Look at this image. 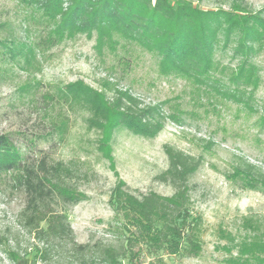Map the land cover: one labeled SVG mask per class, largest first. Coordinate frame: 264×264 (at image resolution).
Segmentation results:
<instances>
[{
  "label": "rangeland",
  "instance_id": "1",
  "mask_svg": "<svg viewBox=\"0 0 264 264\" xmlns=\"http://www.w3.org/2000/svg\"><path fill=\"white\" fill-rule=\"evenodd\" d=\"M188 1L231 12L243 7L264 18V0ZM60 20L34 4L0 0V133H9L24 152L47 153L82 173L85 199L68 211L80 243L120 237V218L111 204L119 181L137 195L174 193L160 178L169 167L166 144L200 158L191 200L203 219L201 253L153 254L146 245H135L120 260L231 264L247 235L243 218L252 216L264 228V184L249 188L233 174L242 159L264 172V35L247 54L237 50L239 26L228 39L219 32L212 67L198 80L165 70L159 51L116 30L60 32ZM75 81L107 98L129 90L143 105L158 104L164 127L154 137L117 127L107 156L101 149L105 132L89 122L90 105L83 94L69 91ZM24 205L25 194L12 186L10 174L0 173V264H45L35 262L34 239L18 223Z\"/></svg>",
  "mask_w": 264,
  "mask_h": 264
},
{
  "label": "trees",
  "instance_id": "2",
  "mask_svg": "<svg viewBox=\"0 0 264 264\" xmlns=\"http://www.w3.org/2000/svg\"><path fill=\"white\" fill-rule=\"evenodd\" d=\"M22 1L36 5L52 17L60 16V32L116 30L146 48L159 51L165 70H179L198 80L212 67L219 32L225 31L228 39L234 27L239 26L242 34L237 40V50L247 54L251 53L253 41L264 35V18L243 7L231 12L205 8L188 0ZM68 88L73 94H83L90 105L93 114L89 122L105 132L101 149L109 157L110 139L117 127L125 126L154 137L165 125L158 104L143 105L129 90H118L107 98L83 81L70 83ZM232 98L243 101L238 95ZM164 148L169 167L160 178L174 187V193L150 191L137 195L124 181H119L112 189L111 204L120 218V237L115 242L97 239L80 243L68 211L85 199L79 187L82 173L47 153L24 152L9 133H0V173L10 174L12 186L25 194L18 223L34 239L35 262L122 264L120 258L131 253L135 245H146L153 254L162 251L198 256L203 249L204 225L202 217L192 209L191 178L201 160L169 144ZM233 172L246 187L264 184V172L248 160L242 159ZM242 224L247 235L238 245V256L230 263L264 264V228L252 216H245Z\"/></svg>",
  "mask_w": 264,
  "mask_h": 264
},
{
  "label": "built area",
  "instance_id": "3",
  "mask_svg": "<svg viewBox=\"0 0 264 264\" xmlns=\"http://www.w3.org/2000/svg\"><path fill=\"white\" fill-rule=\"evenodd\" d=\"M156 0H152L153 3H155Z\"/></svg>",
  "mask_w": 264,
  "mask_h": 264
}]
</instances>
